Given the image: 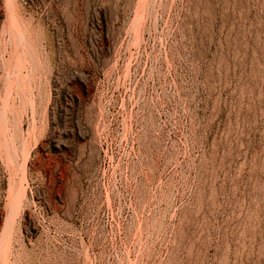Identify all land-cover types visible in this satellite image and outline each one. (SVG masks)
Listing matches in <instances>:
<instances>
[{
  "label": "rangeland",
  "instance_id": "rangeland-1",
  "mask_svg": "<svg viewBox=\"0 0 264 264\" xmlns=\"http://www.w3.org/2000/svg\"><path fill=\"white\" fill-rule=\"evenodd\" d=\"M0 264H264V0H0Z\"/></svg>",
  "mask_w": 264,
  "mask_h": 264
}]
</instances>
